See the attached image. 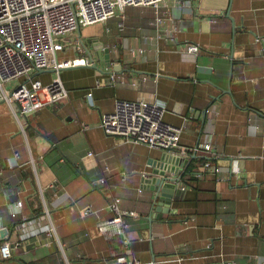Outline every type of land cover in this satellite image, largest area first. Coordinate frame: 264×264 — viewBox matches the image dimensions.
Here are the masks:
<instances>
[{
    "label": "crops",
    "instance_id": "obj_1",
    "mask_svg": "<svg viewBox=\"0 0 264 264\" xmlns=\"http://www.w3.org/2000/svg\"><path fill=\"white\" fill-rule=\"evenodd\" d=\"M116 12L57 38L58 61L81 56L77 43L92 58L59 71L67 97L26 116L13 97L0 102V244L12 247L0 264H115L120 243L96 227L113 216L110 197L119 198L135 264H264V0H168L158 11ZM185 43L198 45L194 57ZM44 70L12 81L7 96L50 83L55 73ZM116 99L162 103V119L182 129L177 149L197 156L168 213L152 221L141 178L163 151L104 135L100 118Z\"/></svg>",
    "mask_w": 264,
    "mask_h": 264
},
{
    "label": "built area",
    "instance_id": "obj_2",
    "mask_svg": "<svg viewBox=\"0 0 264 264\" xmlns=\"http://www.w3.org/2000/svg\"><path fill=\"white\" fill-rule=\"evenodd\" d=\"M167 1L0 0V102L13 97L18 113L26 116L30 112L63 100L67 97V90L59 78V71L74 66H90L92 58L85 54L83 44L77 43L75 50L81 53V56L58 61L55 56V39L72 34L80 27L103 23L111 16L119 17L116 11L122 12L127 6L152 7L154 11H158ZM174 1L183 3L185 0ZM156 21L159 22L160 19ZM118 25L122 28L121 22ZM182 47L184 53L193 57L199 51L198 45L193 43H185ZM38 69H51L55 73L50 83L41 85L38 81H31L28 89L18 88L7 96L4 84L28 76ZM110 79L113 80L114 75L111 74ZM163 112L164 105L155 100L116 99L112 111L102 114L100 127L106 136L121 137L133 143L174 152L179 150L177 141L182 129L166 123L162 119ZM200 148L205 152L211 151L209 143ZM87 155L91 156V151H88ZM202 166L214 174L221 172L220 167L213 166L208 161H204ZM99 181L104 183V179ZM51 184L49 187H52ZM118 203L119 198L110 197L107 209L113 216L97 221L96 227L104 238L120 243L119 248L111 253L115 264H135L130 258L129 240L125 235L126 221ZM21 206L20 201L11 205V214H16ZM42 211L44 217L49 219V209L45 202ZM89 212L90 209L87 208L83 214ZM45 232L47 236L55 238L52 223H49ZM18 244L19 242L14 243L13 247ZM11 249L9 242H2L0 257L10 258Z\"/></svg>",
    "mask_w": 264,
    "mask_h": 264
},
{
    "label": "water",
    "instance_id": "obj_3",
    "mask_svg": "<svg viewBox=\"0 0 264 264\" xmlns=\"http://www.w3.org/2000/svg\"><path fill=\"white\" fill-rule=\"evenodd\" d=\"M101 50L105 53L103 56L101 55ZM94 52L99 60L103 59L109 65L106 55L108 52L107 48L102 49L101 45H98V47L94 48ZM119 68L118 65L113 66L115 71L119 70ZM44 71V69H38L35 74ZM196 158L195 152L188 154L181 150H174V152L164 150L157 161L152 164L151 170L141 178L143 188L151 193L149 221L157 218L160 212L168 213L177 183L184 174H187V168Z\"/></svg>",
    "mask_w": 264,
    "mask_h": 264
},
{
    "label": "rangeland",
    "instance_id": "obj_4",
    "mask_svg": "<svg viewBox=\"0 0 264 264\" xmlns=\"http://www.w3.org/2000/svg\"><path fill=\"white\" fill-rule=\"evenodd\" d=\"M57 39H55V41H54V46H55V49H56V41ZM17 82L18 81H16V82H11V83H9V84H4V89H5V91H7V92H10L12 89H13V87L17 84Z\"/></svg>",
    "mask_w": 264,
    "mask_h": 264
}]
</instances>
